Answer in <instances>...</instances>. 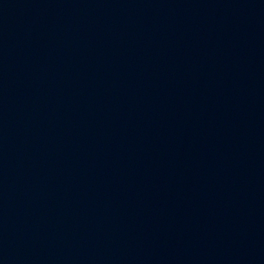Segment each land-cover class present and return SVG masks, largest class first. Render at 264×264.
<instances>
[{
	"label": "water",
	"instance_id": "water-1",
	"mask_svg": "<svg viewBox=\"0 0 264 264\" xmlns=\"http://www.w3.org/2000/svg\"><path fill=\"white\" fill-rule=\"evenodd\" d=\"M0 264H264V0H0Z\"/></svg>",
	"mask_w": 264,
	"mask_h": 264
}]
</instances>
